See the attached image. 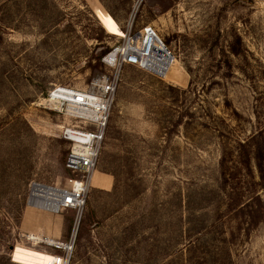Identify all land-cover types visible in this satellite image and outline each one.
Returning <instances> with one entry per match:
<instances>
[{
    "label": "rangeland",
    "instance_id": "1",
    "mask_svg": "<svg viewBox=\"0 0 264 264\" xmlns=\"http://www.w3.org/2000/svg\"><path fill=\"white\" fill-rule=\"evenodd\" d=\"M144 25L176 64L122 69L77 228L31 209L32 182L74 178L43 98ZM73 231L69 264H264V0H0V264H52L25 236Z\"/></svg>",
    "mask_w": 264,
    "mask_h": 264
},
{
    "label": "built area",
    "instance_id": "2",
    "mask_svg": "<svg viewBox=\"0 0 264 264\" xmlns=\"http://www.w3.org/2000/svg\"><path fill=\"white\" fill-rule=\"evenodd\" d=\"M112 53L115 54L113 60L108 58ZM101 63L108 73L92 80L86 89L54 86L42 100L48 111L61 115L66 121L60 127V138L68 144L65 166L74 178H70L64 187L32 182L26 204L50 215L73 212L74 229L80 222L92 188L122 69L140 67L143 73L165 80L176 64V57L156 30L144 25L135 33H131L130 28ZM75 234L73 231L63 241L36 235L27 240L58 253L53 254L55 261L52 264H69Z\"/></svg>",
    "mask_w": 264,
    "mask_h": 264
},
{
    "label": "trees",
    "instance_id": "3",
    "mask_svg": "<svg viewBox=\"0 0 264 264\" xmlns=\"http://www.w3.org/2000/svg\"><path fill=\"white\" fill-rule=\"evenodd\" d=\"M254 140V137H252L251 139H250V141H253ZM249 146V141L248 142H246V143H244V144H240L239 145V148H240V153H239V155H240V157L242 156L241 155V152L243 153V151L242 150H244V149H247L246 147H248ZM244 164V163H243ZM247 164V163H246ZM257 167H258V170L259 171H261V167H259L258 165H257ZM262 181H263V179H262Z\"/></svg>",
    "mask_w": 264,
    "mask_h": 264
},
{
    "label": "bare ground",
    "instance_id": "4",
    "mask_svg": "<svg viewBox=\"0 0 264 264\" xmlns=\"http://www.w3.org/2000/svg\"><path fill=\"white\" fill-rule=\"evenodd\" d=\"M114 55H115V54L112 53V54H110V56H109L108 58L113 60ZM173 66H174V65H173ZM173 66H172V67H173ZM136 68H138L139 70H141L140 67H136ZM141 71H142V70H141ZM167 76H168V75H167ZM166 78H167V77H166ZM30 236H32V235H27V236H25V239L29 238ZM33 238H34V237H33Z\"/></svg>",
    "mask_w": 264,
    "mask_h": 264
}]
</instances>
